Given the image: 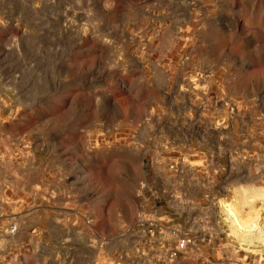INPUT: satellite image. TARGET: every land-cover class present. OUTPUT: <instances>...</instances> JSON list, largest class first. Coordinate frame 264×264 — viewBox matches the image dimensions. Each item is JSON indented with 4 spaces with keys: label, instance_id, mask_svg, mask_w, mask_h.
<instances>
[{
    "label": "rangeland",
    "instance_id": "obj_1",
    "mask_svg": "<svg viewBox=\"0 0 264 264\" xmlns=\"http://www.w3.org/2000/svg\"><path fill=\"white\" fill-rule=\"evenodd\" d=\"M0 264H264V0H0Z\"/></svg>",
    "mask_w": 264,
    "mask_h": 264
},
{
    "label": "built area",
    "instance_id": "obj_2",
    "mask_svg": "<svg viewBox=\"0 0 264 264\" xmlns=\"http://www.w3.org/2000/svg\"><path fill=\"white\" fill-rule=\"evenodd\" d=\"M15 225L10 226V230H14Z\"/></svg>",
    "mask_w": 264,
    "mask_h": 264
}]
</instances>
